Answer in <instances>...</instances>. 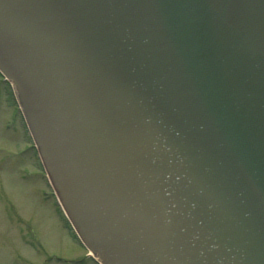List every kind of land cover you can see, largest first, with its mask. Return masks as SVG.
Wrapping results in <instances>:
<instances>
[{
	"label": "water",
	"instance_id": "95a60500",
	"mask_svg": "<svg viewBox=\"0 0 264 264\" xmlns=\"http://www.w3.org/2000/svg\"><path fill=\"white\" fill-rule=\"evenodd\" d=\"M0 71L101 264H264V0H0Z\"/></svg>",
	"mask_w": 264,
	"mask_h": 264
},
{
	"label": "rangeland",
	"instance_id": "374dc122",
	"mask_svg": "<svg viewBox=\"0 0 264 264\" xmlns=\"http://www.w3.org/2000/svg\"><path fill=\"white\" fill-rule=\"evenodd\" d=\"M14 95L0 78V264H96L57 217Z\"/></svg>",
	"mask_w": 264,
	"mask_h": 264
}]
</instances>
